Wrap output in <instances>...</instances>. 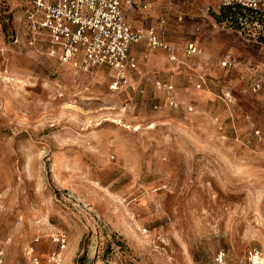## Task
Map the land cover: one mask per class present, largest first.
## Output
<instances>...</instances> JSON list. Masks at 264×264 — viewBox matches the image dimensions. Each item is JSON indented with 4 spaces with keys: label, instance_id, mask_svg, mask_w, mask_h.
<instances>
[{
    "label": "rangeland",
    "instance_id": "1",
    "mask_svg": "<svg viewBox=\"0 0 264 264\" xmlns=\"http://www.w3.org/2000/svg\"><path fill=\"white\" fill-rule=\"evenodd\" d=\"M137 1L149 8L129 22L153 27L177 61L136 44L137 68L112 89L115 70L62 63L35 10L0 0L5 264L30 247L58 264H215L253 248L264 259V90L252 89L264 25L221 21L218 0Z\"/></svg>",
    "mask_w": 264,
    "mask_h": 264
},
{
    "label": "built area",
    "instance_id": "2",
    "mask_svg": "<svg viewBox=\"0 0 264 264\" xmlns=\"http://www.w3.org/2000/svg\"><path fill=\"white\" fill-rule=\"evenodd\" d=\"M35 10L30 16L33 29L45 32L58 54L60 61L75 68H109L115 70L112 89L128 83L131 71L137 68V61L131 56L133 44L145 41L153 49L168 51L171 61H177L175 50L165 38L160 37L152 27L147 33L134 29L128 22V14L137 5V0H21ZM221 6L240 4L264 12V0H218ZM142 3V2H141ZM143 9L148 5L142 3ZM36 15L39 17H36ZM187 52L198 54L195 44H189ZM234 65L230 54L222 60L224 68ZM158 89L171 93L173 85L160 81L154 82ZM201 87V85H200ZM252 89L264 90V77L254 75ZM176 105L175 99H169ZM64 243L63 236L54 239ZM28 258L22 264H58L56 257L43 259L34 247L28 248ZM0 264H5V255L0 248ZM215 264H264L261 252L250 249L241 260H231L223 253L215 258Z\"/></svg>",
    "mask_w": 264,
    "mask_h": 264
},
{
    "label": "trees",
    "instance_id": "3",
    "mask_svg": "<svg viewBox=\"0 0 264 264\" xmlns=\"http://www.w3.org/2000/svg\"><path fill=\"white\" fill-rule=\"evenodd\" d=\"M221 21L231 20L236 26H240L241 21L246 20L249 23L257 22L264 25V12L258 9H252L240 4L232 6H222Z\"/></svg>",
    "mask_w": 264,
    "mask_h": 264
},
{
    "label": "crops",
    "instance_id": "4",
    "mask_svg": "<svg viewBox=\"0 0 264 264\" xmlns=\"http://www.w3.org/2000/svg\"><path fill=\"white\" fill-rule=\"evenodd\" d=\"M140 6L137 4V5H135V8L130 12V13H132L133 11H135L137 8H139ZM128 22H129V20H128ZM130 23V22H129ZM131 24V23H130ZM132 26V25H131ZM134 29H138V30H141V29H139L138 27H135V26H132ZM144 28V27H143ZM148 29V28H147ZM145 41H142V42H139V43H136V44H141V43H144ZM136 44H133L132 45V47H131V56L136 60L137 59V57H136V53H135V50H134V48H133V46L134 45H136ZM132 72V71H131Z\"/></svg>",
    "mask_w": 264,
    "mask_h": 264
}]
</instances>
